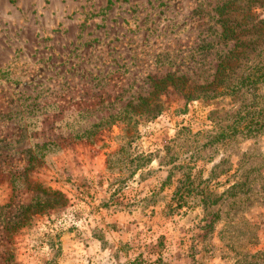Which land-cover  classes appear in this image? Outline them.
Here are the masks:
<instances>
[{"label": "rangeland", "instance_id": "obj_1", "mask_svg": "<svg viewBox=\"0 0 264 264\" xmlns=\"http://www.w3.org/2000/svg\"><path fill=\"white\" fill-rule=\"evenodd\" d=\"M263 63L264 0H0V264H264Z\"/></svg>", "mask_w": 264, "mask_h": 264}, {"label": "trees", "instance_id": "obj_2", "mask_svg": "<svg viewBox=\"0 0 264 264\" xmlns=\"http://www.w3.org/2000/svg\"><path fill=\"white\" fill-rule=\"evenodd\" d=\"M217 12L219 15V23L221 24L222 28H223V36L226 40H231V39H238L241 35H243L242 33H240L241 31H244L245 28L247 29H252V27L258 26L261 23H254L253 21H248V22H240L237 19H228L225 17V15L227 13H229L230 11L227 8V5H220L217 7ZM240 41V40H238ZM236 49L231 51V55H227L225 56V58L218 64V68L217 70H219V72H221V74H224L225 72L228 71L233 72V67L234 64L232 65V63L236 62L235 64L237 66H240L242 61H246L249 56H251L252 54H258L261 50V43H258L256 41H241V44H237V46H235ZM260 48V49H259ZM227 57V58H226ZM255 73H257L255 75ZM227 76V75H225ZM255 79H258L260 81L264 80V63L260 64V66H258V68L254 71V76ZM246 79H250V76H246ZM254 78H252L253 81ZM254 79V80H255ZM222 81V83H226L225 80L219 78L218 81ZM254 82V81H253ZM216 80L212 81V84H215ZM226 86V84H225ZM230 86V85H229ZM228 87V86H226ZM231 92H234V88L231 89ZM232 95V94H231ZM160 110H144L143 114H147V116L149 115H153L155 116ZM262 115V114H261ZM247 115H245L246 117ZM241 132L244 133V135H256L259 134L263 129H264V118L263 120H261L260 118L255 120V121H249L243 125L240 126ZM229 135H232L231 132H229V134L225 133V134H221V136H219L218 138H224V137H228ZM236 185V184H235ZM184 192L183 191H179V193L176 194V196H178V202L182 203L181 199L184 198Z\"/></svg>", "mask_w": 264, "mask_h": 264}]
</instances>
